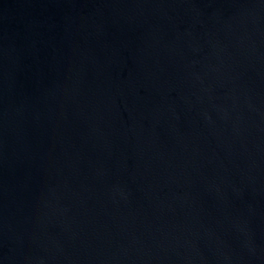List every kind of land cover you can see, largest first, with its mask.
Instances as JSON below:
<instances>
[{"label": "water", "instance_id": "obj_1", "mask_svg": "<svg viewBox=\"0 0 264 264\" xmlns=\"http://www.w3.org/2000/svg\"><path fill=\"white\" fill-rule=\"evenodd\" d=\"M0 264H264V0H0Z\"/></svg>", "mask_w": 264, "mask_h": 264}]
</instances>
